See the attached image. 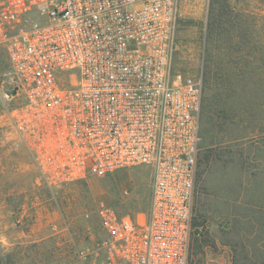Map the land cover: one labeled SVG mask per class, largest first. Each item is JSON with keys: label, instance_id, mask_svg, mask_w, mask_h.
Segmentation results:
<instances>
[{"label": "built area", "instance_id": "1", "mask_svg": "<svg viewBox=\"0 0 264 264\" xmlns=\"http://www.w3.org/2000/svg\"><path fill=\"white\" fill-rule=\"evenodd\" d=\"M179 2L0 0L23 98L5 112L42 180L152 173L147 214L100 205L101 238L74 250L77 264H190L204 83L175 64Z\"/></svg>", "mask_w": 264, "mask_h": 264}, {"label": "rangeland", "instance_id": "2", "mask_svg": "<svg viewBox=\"0 0 264 264\" xmlns=\"http://www.w3.org/2000/svg\"><path fill=\"white\" fill-rule=\"evenodd\" d=\"M176 44L177 69L204 83L189 263L264 264V0H180ZM14 89L0 48V264H77L74 250L101 238L100 205L147 214L152 173L49 187L5 112L22 103ZM33 229L41 249L25 254L19 234Z\"/></svg>", "mask_w": 264, "mask_h": 264}, {"label": "crops", "instance_id": "3", "mask_svg": "<svg viewBox=\"0 0 264 264\" xmlns=\"http://www.w3.org/2000/svg\"><path fill=\"white\" fill-rule=\"evenodd\" d=\"M201 139H202V137H201ZM24 209H25V207H24ZM24 211H25L24 215H26L28 213V210L27 211L24 210ZM18 223H19V221H18ZM37 231L38 230L33 229L32 231H29V232L28 231L27 232L23 231L21 234H19V237H20V241H19L20 251L23 250V247H24L23 251L25 252V254H29L28 253V250H29L28 246L31 243H34V246H35V249H34L35 255L40 251V249H41L40 246H41V243H42L44 238H43L42 234L37 232ZM5 238H7L9 241L12 240V236H10V235H7V237H5Z\"/></svg>", "mask_w": 264, "mask_h": 264}, {"label": "trees", "instance_id": "4", "mask_svg": "<svg viewBox=\"0 0 264 264\" xmlns=\"http://www.w3.org/2000/svg\"><path fill=\"white\" fill-rule=\"evenodd\" d=\"M206 157V160H209V155L208 156H205ZM150 203H151V201H150ZM194 210H195V207H194ZM195 219V218H194ZM194 224V226H198V224L197 223H193ZM200 225V224H199Z\"/></svg>", "mask_w": 264, "mask_h": 264}]
</instances>
